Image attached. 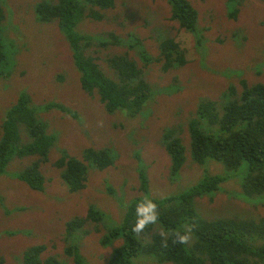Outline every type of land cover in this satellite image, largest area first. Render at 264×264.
Listing matches in <instances>:
<instances>
[{
  "label": "rangeland",
  "instance_id": "1",
  "mask_svg": "<svg viewBox=\"0 0 264 264\" xmlns=\"http://www.w3.org/2000/svg\"><path fill=\"white\" fill-rule=\"evenodd\" d=\"M40 0H3L4 37L8 63L0 77V132L3 113L20 93L27 90L36 106L54 101L70 109H40L50 132L58 137L57 147L42 165L46 176L44 191L32 189L15 175L35 157L15 159L0 175V255L5 264H21L25 249L47 245L44 257L57 255L74 264L66 254L65 223L86 216L91 205L104 211L106 224L89 222L80 241L87 264H108L113 248L103 246L101 237L112 221H121L126 203L142 195L141 171L145 170L150 195L164 197L186 191L203 177L205 167L190 156V119L201 99L220 100L229 86L237 93L242 82H264V0H242L233 12L230 0H189L198 10L199 38L172 18L169 0H116L103 20L85 19L81 32L105 36L113 32L122 41L103 47L97 42L89 50L101 69L113 76L107 58L129 53L146 71L157 89L145 109L133 117L128 112H108L99 95L87 93L73 61L72 49L57 21H39ZM161 36L173 37L185 51L187 63L164 71L156 59L145 60L129 40L138 37L149 56L158 57ZM181 125L187 147V161L179 177L172 180L171 156L162 141L165 128ZM113 149L117 159L104 169H92L86 186L73 192L64 182L56 161L61 149L82 158L86 148ZM143 166L145 168H143ZM214 174L230 175L215 195L196 198V211L204 218L264 216V195L241 196L244 167L227 172L224 164L207 160ZM112 189V191L110 190ZM136 264H159L142 258Z\"/></svg>",
  "mask_w": 264,
  "mask_h": 264
},
{
  "label": "trees",
  "instance_id": "2",
  "mask_svg": "<svg viewBox=\"0 0 264 264\" xmlns=\"http://www.w3.org/2000/svg\"><path fill=\"white\" fill-rule=\"evenodd\" d=\"M230 1L233 12L237 13L242 0ZM169 2L172 18L199 38L196 7L189 0ZM35 6L39 21L58 22L72 49L82 88L91 95L96 92L108 112L126 110L135 117L153 101L157 89L146 78L144 68L128 52L107 58L113 76L105 73L95 56L89 53L96 42L108 47L122 41L118 35L109 32L101 37L79 30L85 19H105L106 11L116 6V0H40ZM4 10V2L0 0V77L4 75L3 68L9 58L3 30ZM160 39L158 57L149 56L138 37L129 40V44L138 48L145 60L160 61L164 71L184 66L187 63L184 49L173 37L161 36ZM242 86L239 93L235 86H229L220 100L201 99L196 115L189 121L191 159L205 167L204 177L196 185L178 194L154 197L150 195L149 180L142 169V195L126 203L121 221H112L101 237L103 246H112L122 240L113 248L108 264H136L142 258H152L159 264H264V216L209 219L199 215L195 206L196 198L215 195L230 178L227 173H211L206 167L209 159L222 162L227 172L244 167L242 182L240 180L241 196L264 195V82L250 85L243 80ZM41 108L70 112L60 102L36 106L30 93L24 90L3 113L0 132V175L5 174L15 159L35 157L21 167L15 177L37 191L45 190L47 180L42 165L49 161L50 152L58 142L57 134L50 132L49 124L41 118ZM183 131L181 125L163 131L162 141L172 160V180L179 177L187 161ZM60 151L62 155L56 165L73 192L86 186L92 169H104L117 159L115 151L109 148H86L82 158L63 148ZM146 196L158 205L159 222L135 233L132 231L135 206ZM107 218L104 211L91 205L86 216H76L65 223V251L74 264H87L80 243L83 233L88 232L85 226L89 222L106 224ZM177 230L188 235L185 243L177 241ZM46 250L45 244L28 247L22 254L21 264H68L57 255L44 257ZM0 264H5L2 255Z\"/></svg>",
  "mask_w": 264,
  "mask_h": 264
},
{
  "label": "clouds",
  "instance_id": "3",
  "mask_svg": "<svg viewBox=\"0 0 264 264\" xmlns=\"http://www.w3.org/2000/svg\"><path fill=\"white\" fill-rule=\"evenodd\" d=\"M159 218L160 213L158 211V205L153 199L146 196L135 206V223L132 226V231L140 233L149 225L157 224L159 222ZM176 238L179 243H185L188 239V235L181 234L177 230Z\"/></svg>",
  "mask_w": 264,
  "mask_h": 264
}]
</instances>
